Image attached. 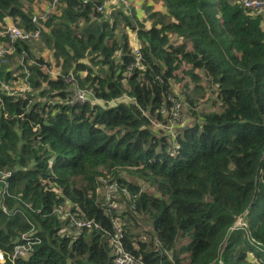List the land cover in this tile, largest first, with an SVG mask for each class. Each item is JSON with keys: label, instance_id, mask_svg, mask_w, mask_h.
I'll use <instances>...</instances> for the list:
<instances>
[{"label": "trees", "instance_id": "1", "mask_svg": "<svg viewBox=\"0 0 264 264\" xmlns=\"http://www.w3.org/2000/svg\"><path fill=\"white\" fill-rule=\"evenodd\" d=\"M38 1L0 0V25L38 29L61 70H43L34 38L0 58V264H113L118 244L142 264H264L262 12L162 0L146 26L96 11L102 0H56L42 16ZM184 63L195 85L200 70L215 86L221 109L171 138L151 121L174 108ZM74 86L90 96L75 99ZM104 181L117 198L100 197ZM81 218L92 224L68 230Z\"/></svg>", "mask_w": 264, "mask_h": 264}, {"label": "rangeland", "instance_id": "2", "mask_svg": "<svg viewBox=\"0 0 264 264\" xmlns=\"http://www.w3.org/2000/svg\"><path fill=\"white\" fill-rule=\"evenodd\" d=\"M51 0H40L34 4L33 10L36 13L46 9L47 3ZM57 6H51L47 12L48 14L55 12ZM117 9L123 10L126 14L134 13L135 17L144 22L145 25H149L152 19L148 16L152 10L158 12H164L165 6L162 0H126L124 2H113L108 1L105 3L103 11L110 13L111 11H116ZM262 12L263 10H257ZM130 41L133 43L135 40V33L128 31ZM176 40H180L178 37ZM30 51L33 53L35 58H41L44 60V64H40L44 71L53 74H58L61 72L60 66L56 63L53 58L52 51L49 49L40 37L30 40ZM14 60V59H13ZM22 58L16 57L13 62H19ZM32 62H35L34 59H31ZM188 65L184 63L182 67L177 70L176 74L178 80H171V91L176 95L175 103L177 106H174L172 111H164V120L163 122L152 120L153 130L156 133L167 134L171 138L175 135V132L179 128L187 123L193 122L194 120H200V113L207 112L211 110H220L221 104L220 100L216 94V88L214 85H210L205 79L202 71L195 70L196 73L200 74V80L198 85H195V82L191 79L192 77L186 73ZM80 74H83L81 72ZM16 87H23L25 82L17 85V81L14 82ZM68 84L71 86L76 85L75 80H68ZM82 88V87H81ZM84 89V88H83ZM22 90V89H21ZM187 96L191 99L188 100ZM140 185L146 188L145 184L140 182ZM99 195L104 199V202L108 198L115 197L117 198L115 189L111 188L107 181H104V184L99 188ZM240 223V219L237 221ZM70 226V223H69ZM72 229L73 226H71ZM254 260V259H253Z\"/></svg>", "mask_w": 264, "mask_h": 264}, {"label": "built area", "instance_id": "3", "mask_svg": "<svg viewBox=\"0 0 264 264\" xmlns=\"http://www.w3.org/2000/svg\"><path fill=\"white\" fill-rule=\"evenodd\" d=\"M55 1L56 0L49 1L46 5V9L43 10V12L40 15L42 16V15L48 14L47 10L51 6L55 5ZM83 1L85 2L86 0H83ZM108 1H110V0H102V3L96 6V11H103L105 3ZM111 1H113V2H119V1L124 2L126 0H111ZM238 1L241 2L243 4V6L247 9H251V10H255V11L264 9V0H238ZM32 19L35 20L36 15H34ZM0 35L2 37H5V36L7 37L6 41L3 38H0V58L4 62L5 61V53L6 52L10 53V52L15 50L13 43L16 41V39L25 40V39H30V38H37V37H39V30L38 29L25 30V29L17 26L13 22H7L5 25H0ZM134 40L135 41L133 43L131 41H130V43H131V47H132V53L134 54V56L136 58V64H137L139 62V60L141 59V52H140L139 43H138L136 37ZM3 88L7 89L9 94L13 93V89L11 86H9L7 84H3ZM16 89L20 90V92L23 94V92L25 90H29V85L24 83L23 87H21V88L16 87ZM72 96L75 99H78L79 101H83L86 98H88L90 96V94H89V92L85 91L83 88L78 87V86H74V88L72 90ZM175 106H177L176 103H175ZM110 187L113 188L112 185H110ZM91 224H92L91 220H86L84 218L76 219V220L71 221L68 230L76 232L77 230L81 229L83 226H90ZM93 225L97 226V223H93ZM71 226H73L74 229H72ZM15 253L22 254L23 249L21 247L17 246L15 248ZM2 260H4V254L0 250V261H2ZM113 264H142V263L138 260H135L130 254H128L126 251H124V249L121 247L120 244H118L117 249H116V255L113 258Z\"/></svg>", "mask_w": 264, "mask_h": 264}, {"label": "crops", "instance_id": "4", "mask_svg": "<svg viewBox=\"0 0 264 264\" xmlns=\"http://www.w3.org/2000/svg\"><path fill=\"white\" fill-rule=\"evenodd\" d=\"M165 11V10H164ZM146 26H149V25H146ZM130 39V38H129ZM177 38L176 37H172V40H176ZM178 41V40H177Z\"/></svg>", "mask_w": 264, "mask_h": 264}, {"label": "water", "instance_id": "5", "mask_svg": "<svg viewBox=\"0 0 264 264\" xmlns=\"http://www.w3.org/2000/svg\"><path fill=\"white\" fill-rule=\"evenodd\" d=\"M240 222H242V221L240 220Z\"/></svg>", "mask_w": 264, "mask_h": 264}]
</instances>
